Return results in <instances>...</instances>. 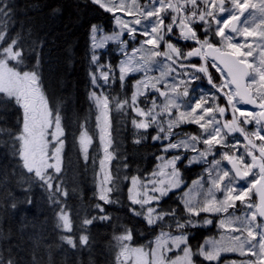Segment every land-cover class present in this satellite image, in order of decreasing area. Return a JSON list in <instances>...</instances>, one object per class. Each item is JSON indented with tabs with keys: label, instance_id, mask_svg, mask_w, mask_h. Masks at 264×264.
Wrapping results in <instances>:
<instances>
[{
	"label": "snow or ice",
	"instance_id": "1",
	"mask_svg": "<svg viewBox=\"0 0 264 264\" xmlns=\"http://www.w3.org/2000/svg\"><path fill=\"white\" fill-rule=\"evenodd\" d=\"M91 3L112 13L120 29L98 40L96 33L99 29L97 25H92L91 62L99 71V76L95 71L89 73L92 85L101 88L110 86L118 78L123 87L129 74H146L144 79L134 85L135 91L130 100L105 92L99 95L95 91L89 93V99L99 111L96 120L104 153L100 160L104 175L98 186V200L104 204L119 202L111 196L117 186L113 184V176L108 169L114 158L113 152L109 150L113 143L110 117L113 105L114 110L119 112H123L126 106L131 107L136 116L142 118L131 121L137 130L146 132L153 125H158L159 133L165 135L153 136V140L170 139L173 128L182 123L198 125L201 129L199 135L189 134L187 139L170 142L164 151L180 148L190 150L198 155L191 157L189 164L209 165L205 169L207 179L202 176L193 181V187L183 194L181 202L184 211L189 214L185 220L177 217L174 208L164 210L158 207L170 191L183 183L176 167L181 156L175 155L166 161L163 157H158L164 162L159 166V171L152 172L151 176L162 177L161 179L144 182L137 176L131 177L132 187L128 189L129 211L134 216L141 217L148 226L160 227L161 232L150 242V246H133V231L125 228L122 233L113 237L118 249L115 264H201V260L195 257H200L208 264H264V0H91ZM12 11L10 0H0V110L7 111L16 107L19 110L16 120L19 127L15 129L0 125V139L6 145L11 144L12 156L18 159L19 167L34 174L46 186L49 201L53 205H61L63 202L60 197L66 200L69 192L62 180L54 187V180L62 172L65 145L62 138L65 136V128L59 110L49 106V98L39 71V53H36L35 63L29 67L28 57L20 43V34L11 35ZM117 12L132 19L124 20L116 15ZM196 25L200 27L197 28ZM201 31L204 33L203 38L199 35ZM125 32L133 41L137 35L145 38L139 42L140 47L132 49L131 55L126 51L128 41L121 39ZM172 36H176L178 40L192 41L196 47L185 52L178 44L173 43ZM108 41L120 44L127 57L119 64L118 77L110 75L111 65L101 64L95 51L103 48ZM161 45L166 50H162ZM29 50L36 52L34 47ZM156 57H163V60L155 61ZM192 57H199L203 63H182L190 61ZM209 57L211 67L220 74V83L214 82L209 72ZM153 63L157 64L160 71L158 77L147 76ZM105 67L108 71L103 70ZM177 68H191L196 73H203L208 84L225 97L228 107L215 103L217 96L204 94L193 98L181 110L182 102L179 98L188 97V85L201 77L187 71L177 72ZM173 72H177L178 76L189 77L187 81L180 80V85H184L182 90L177 84L169 82L168 77ZM172 79L174 81L175 77ZM100 80L104 82L103 85ZM157 85H163V90ZM149 87L165 100L162 105H158L153 98L152 106L142 109L138 105V97L144 95V90ZM238 105H251L256 110L251 111ZM229 108L231 119H224ZM165 115L169 117L167 128L159 119ZM247 125L254 126L248 128ZM235 133L243 137V144L238 140H229ZM143 138L134 142L138 144ZM78 142L87 161L93 138L84 130L80 132ZM198 144H203L205 148H198ZM217 146L226 150L218 153ZM241 147L244 149L243 153L237 154ZM209 156L214 159L209 161ZM217 156L219 158H215ZM222 161H227L231 167L223 166ZM49 169H53L56 176ZM205 183L210 185L206 190ZM149 184L151 188L148 187ZM217 193L221 195L218 196ZM253 194L257 197L256 201L252 199ZM198 196L202 198L197 199ZM31 202L30 198L26 201L29 205ZM237 202L247 211H242L240 215L230 212L229 209L240 211ZM131 205H139V208ZM11 207L16 209L17 204L12 202ZM95 208L104 214L91 217L86 215L80 222L81 234L78 237L62 235L60 240L74 250L89 247L88 226L95 220L111 219L100 203ZM201 213L225 214L219 221V227L225 230V234L218 240L207 239L193 250L187 233L182 230L188 226L196 227L200 223H213L207 218L202 221L192 219L199 217ZM165 217L173 218L175 229L180 230L179 235L162 230L163 224L160 222H164ZM56 219L58 229L73 233V221L66 206L56 210ZM173 224L168 227H173ZM174 251L177 254L170 256L169 253ZM5 252L9 255L6 256ZM10 252V248H0V264H16ZM228 253H235L245 259L222 261L221 257ZM33 260L35 262V256Z\"/></svg>",
	"mask_w": 264,
	"mask_h": 264
},
{
	"label": "trees",
	"instance_id": "2",
	"mask_svg": "<svg viewBox=\"0 0 264 264\" xmlns=\"http://www.w3.org/2000/svg\"><path fill=\"white\" fill-rule=\"evenodd\" d=\"M10 3L13 6L11 35L20 34L29 67L35 63L36 53H39V71L49 106L58 109L62 117L65 128L62 172L54 180V187L62 180L69 196L66 200L61 196L63 203L53 205L48 199L46 186L34 174L19 167L18 159L12 156L11 144L6 145L0 139V248H10L16 264H115L118 250L113 238L115 235L130 228L133 231V246H150L161 231L160 227L148 226L141 217L129 211L127 194L131 177L146 179L153 172L161 148L157 142H152L151 132H136L131 122L135 116L130 107L126 106L123 112H119L114 110L113 105L110 113L113 143L110 151L114 158L110 162V171L117 190L111 196L119 202L104 204L98 200L96 173L99 152L95 110L89 100L92 89L89 34L92 25H97L103 32H113V14L105 12L91 0H10ZM33 47L36 52L29 50ZM98 56L101 64L110 59L112 75L118 77L116 64L120 54L116 47L110 44ZM136 78V75L127 76L125 92H117L116 89L121 87L117 78L108 94L120 99L128 98ZM104 91L107 93L108 90ZM18 115L19 110L14 106L7 111L0 110L3 117L0 125L18 129ZM84 130L93 138L87 161L83 159L78 142L79 134ZM187 130L190 131L189 128ZM141 137L144 138L140 143L134 142ZM181 176L186 182L190 180L186 174ZM179 192H170L158 207L164 210L174 208L177 217L185 220L188 215L179 203ZM29 198L32 201L30 205L26 203ZM12 202L17 204L16 209L11 207ZM97 203L105 208L111 219L95 220L88 226L90 246L74 250L63 243L60 240L62 235L78 237L81 234L80 222L86 215L104 214L95 208ZM62 206H66L73 221V233L62 232L56 227V210ZM165 228L163 225L162 230ZM184 230L193 250L206 237H215L219 233L215 218L209 228L189 226ZM5 255L9 253L5 252ZM195 259L201 260V264H208L200 257Z\"/></svg>",
	"mask_w": 264,
	"mask_h": 264
},
{
	"label": "rangeland",
	"instance_id": "3",
	"mask_svg": "<svg viewBox=\"0 0 264 264\" xmlns=\"http://www.w3.org/2000/svg\"><path fill=\"white\" fill-rule=\"evenodd\" d=\"M254 2H258V0H254ZM116 15H119V16H121V18L122 19H124V20H130L131 19V17H129V18H125V16L122 14V13H120V12H117L116 13ZM113 25H114V31L113 32H111V33H106V32H103L102 30H100L99 29V31L96 33V36H97V39L99 40V39H101V38H103L104 36H110V35H112V33H114V32H118V31H120V29H119V27L116 25V23H115V20H114V18H113ZM121 39L122 40H126V41H128V44H127V48H126V51H127V53H128V55H131V52H132V49L134 48V47H140V41L141 40H143V39H145L144 37H141V36H137L136 37V40L135 41H133V40H131L129 37H128V35H127V33L125 32V34L121 37ZM89 45H90V50H91V55H92V52H93V49H92V47H91V45H92V33H91V31H90V34H89ZM110 44H112V46H117V52H119V54H120V57H119V60H118V63L116 64V66H117V69H118V76H119V64H120V62L122 61V60H125V59H127V57L125 56V54H124V50H122V48H121V45L120 44H118L117 42H115V41H108L106 44H105V46L103 47V48H98V49H95V51H96V53H97V55L99 54V52L100 51H103V50H105L106 49V47L108 46V45H110ZM133 47V48H132ZM145 47H149V46H145ZM155 61H161V58H159V57H156L155 58ZM90 72H92V71H95L96 72V74H97V76H99V71L96 69V65L95 64H93L92 62H91V57H90ZM110 59H109V61L107 60V61H105L104 62V65H110ZM92 67H93V70H92ZM151 69L152 70H150V71H148L147 72V76H149V77H158L159 75H160V71H159V69H158V67H157V64L156 63H153L152 65H151ZM104 71H108V68L107 67H105L104 69H103ZM90 75V74H89ZM110 75H112V72L110 73ZM129 75H136L137 76V78H136V80L132 83V85H131V89H132V91L130 90V96L128 97V99L130 100V98H131V95H132V93H133V91H135V87H134V85L136 84V82L137 81H139V80H141V79H144L145 78V72H135V73H131V74H129ZM127 78V77H126ZM168 80H169V82L170 83H175V84H177L180 88H181V86L182 85H180V81L179 80H177V79H175L174 81H173V79L171 78L170 79V77H168ZM90 82H91V77H90ZM124 82H126V79H125V81ZM92 84V83H91ZM100 84L101 85H103L104 84V82L102 81V80H100ZM111 85H112V83H111ZM111 85L110 86H108V85H105L104 87H94L93 85H92V89H91V91L90 92H92V91H95L98 95L101 93V92H105L104 90H108L107 91V94L111 91ZM124 85H125V83H124ZM159 86H161L162 87V90H163V85H159ZM103 88H104V90H103ZM116 90H118V91H120V92H125V87L123 86V87H118ZM154 92V90L153 89H151L150 87L148 88V89H145L144 90V95H141V96H139L138 97V105H139V107H142V105H143V102L146 100L145 99V95L146 94H148V93H153ZM106 93V92H105ZM155 99L156 100V103L158 104V105H162L163 104V102H164V100L163 101H161V99L158 97V95L157 94H155L151 99H150V101H148L147 103H146V106H145V108H142V109H148V108H150L151 106H152V99ZM193 99V97H191L188 101H186V100H182L181 102H182V109L181 110H183V108H184V106L189 102V101H191ZM90 100V99H89ZM90 102L92 103V105H93V107H94V110H95V134H96V137H97V147H98V152H99V156H98V160H99V163H98V168H97V173H96V196L98 197V186H99V184H100V181L103 179V172L101 171V167H100V160L103 158V156H104V153H103V150H102V146H101V144H100V140H99V135H100V133H99V128L97 127V120H96V117H97V115L99 114V111H98V109L95 107V105H94V102L92 101V100H90ZM130 109L132 110V108L130 107ZM133 111V110H132ZM133 114H134V116H135V118L134 119H137V120H140V119H142L141 117H138V116H136V113L133 111ZM173 114L175 115V109H173ZM160 120H162L163 122H164V124H163V126L165 127V128H167V120L169 119V117H167L166 115L165 116H162V117H160L159 118ZM185 126H188V123H182V124H180V126L179 127H175V128H173V135L170 137V139H166V140H153V141H155V142H158V143H160L161 144V150H162V152H161V154L158 156V157H163L164 158V161H166V160H168V159H171L173 156H175V155H179V156H181V159L179 160V161H177L176 162V167H177V169H178V166L179 165H182V166H184V167H191L192 165L193 166H195V165H199V166H201L202 167V169H201V175L197 178V179H199L200 177H205V179H207V172L205 171V169L206 168H208L209 167V165L208 164H205V163H191V164H189V159L191 158V157H193V156H197L198 154L196 153V152H192V151H190V150H185V149H183V148H180V149H170V150H168V151H164V148H165V146L167 145V144H169L170 142H173V143H175V142H179L180 140H182V139H187L188 138V135L189 134H191V133H189L187 130L185 131V130H183V128L182 127H185ZM195 126H197V128H198V134L197 133H194V134H191V135H199L200 133H201V129L199 128V126L198 125H195ZM134 127V126H133ZM134 129L136 130V132L138 133H143V132H145L144 130H137L135 127H134ZM151 129H155L154 131V133H153V131L151 130ZM149 133V132H151V138L153 137V136H156V135H161V136H164L165 135V133H159V126L158 125H153L152 127H150L145 133ZM146 135V134H145ZM146 137V136H145ZM197 147L198 148H200V149H203V148H205V146L203 145V144H198L197 145ZM218 147V146H217ZM51 148H52V145H50V150H51ZM90 148V147H89ZM110 150V149H109ZM216 150H217V148H216ZM89 151V150H88ZM81 154H82V156H83V153L81 152ZM158 157H157V162L155 163V167H154V170H153V172L154 171H159V166H161L162 165V163L164 162V161H162L161 159H158ZM183 157H185L187 160H185V159H183ZM215 158H219V157H215ZM83 159H84V156H83ZM212 159H214V157L213 156H209L208 157V160L209 161H211ZM222 165H223V161H222ZM108 169L110 170V163H109V165H108ZM179 170V169H178ZM49 172H53L54 173V170L53 169H49L48 170ZM166 171H168V170H166ZM180 172V171H179ZM162 177H152L151 176V174L146 178V179H141L142 181H144V182H147L148 180H151V179H161ZM180 179H181V174H180ZM197 179H195V180H197ZM182 180V179H181ZM194 180V181H195ZM183 182V181H182ZM183 186V183L181 184V186L179 187V188H176V189H173L172 191H177V190H179L181 187ZM132 187V185H131V179H130V181H129V185H128V189L129 188H131ZM148 187L149 188H151V184H149L148 185ZM193 187V181L180 193V202L182 201V198H183V194H184V192H186V191H188L190 188H192ZM207 187H210V185L209 184H207V183H205V190L207 189ZM172 191H170V192H172ZM203 191V190H202ZM169 192V193H170ZM127 194H128V196H129V191L127 190ZM217 195L219 196V195H221V194H218L217 193ZM202 198V196H198L197 197V199H201ZM129 200V199H128ZM254 200V199H253ZM103 202V201H102ZM130 202V201H129ZM181 204H182V206L184 207V205H183V203L181 202ZM237 205L239 206V202H237ZM132 207H135V208H139V205H132ZM240 207V211H237V210H235V209H229V211L230 212H235L237 215H240L241 214V212L242 211H247V209H244V208H242V206H239ZM184 209V208H183ZM186 214H188L187 212H185ZM189 215V214H188ZM224 215L225 214H212V213H201L200 214V216L199 217H192V219L193 220H197V221H202L204 218H207V219H211L212 221H213V218H215L216 219V230L219 232V234L217 235V236H215V237H211V236H209V237H206L205 238V240H203V242L201 243V244H204V242L207 240V239H216V240H218L219 238H220V236L222 235V234H225V230L224 229H221L220 227H219V221H220V219H222L223 217H224ZM165 218H167V219H165V221L164 222H160L161 224H163L164 225V227H166L163 231H165V232H172V234L173 235H179L180 234V230H177V229H175V227H174V224H173V218L172 217H165ZM169 224H173V227H171V228H169L168 227V225ZM197 226H200V227H204V228H206V227H211L212 226V224H210V225H204V224H202V223H200V224H198ZM189 227V226H188ZM182 231H184L185 233H186V231L183 229ZM161 232V231H160ZM160 232L157 234V235H159L160 234ZM156 235V236H157ZM155 236V237H156ZM155 237H154V239H155ZM189 237V236H188ZM153 239V240H154ZM200 244V245H201ZM183 247V246H182ZM178 251V250H177ZM177 251H174V252H172V253H169V255L170 256H174V255H176L177 254ZM227 257V258H226ZM222 258H226L225 260H233V259H235V260H240V259H245L244 257H240V256H238L237 254H235V253H228V254H224L222 257H221V259Z\"/></svg>",
	"mask_w": 264,
	"mask_h": 264
},
{
	"label": "flooded vegetation",
	"instance_id": "4",
	"mask_svg": "<svg viewBox=\"0 0 264 264\" xmlns=\"http://www.w3.org/2000/svg\"><path fill=\"white\" fill-rule=\"evenodd\" d=\"M125 18H129V17H125ZM131 19H132V17H131ZM196 27L199 28L200 25H196ZM199 35L201 36V38H203L204 33L201 31V32H199ZM137 36H139V35H137ZM171 39H172L173 43L178 44V45L181 47V49H182L183 51H185V52L188 51V50H190V49L193 48V47H196V45H195L194 42H192V41L178 40L176 36H172ZM217 39H218V38H217ZM132 48H133V47H132ZM161 49H162V50H166V49H164V46H163V45H161ZM159 58H161V60H163V57H159ZM182 63H192V64H197V65H199V64L203 63V61H201L199 57H192L190 61H182ZM208 64H209V72L211 73L214 82H216V83H220V82H221L220 74H219L214 68L211 67V58H210V57L208 58ZM184 71H187V72H189V73H193L194 75L200 76L201 79L196 80V81H194L193 83H191V84L188 85L189 96H188V97H180V98H179L180 101H182V100H186V101H188L191 97H193V98H199V96H201V95L208 94V95H215V96L218 97V99L215 101V103H218V104H220L221 106H224V107H226V108L228 107V106H227V100L225 99V97H224L221 93L217 92L215 88H213L211 85L208 84V82H207V78L203 76V73H196L195 70H194V69H191V68H188V69L177 68V72L183 73ZM177 72H173V73H171V75L169 76L170 79H171L172 77H175V79H177V80H179V81H180L181 79H183V80H185V81H187V80L189 79L188 76H182V75L178 76V75H177ZM135 80H136V79H135ZM157 86L160 87V88L162 89L161 86H159V85H157ZM183 87H184V85H182L180 89L182 90ZM194 90H195V91H194ZM225 91H227V89H225ZM117 92H120V91H117ZM155 94L158 95V93L155 92V91H154L153 93H148V94H146V95H145V99H146V100L143 102V105H142L141 108H145L146 103H147L148 101H150V99H151ZM158 97L161 99V101H163V100L165 99L164 97H161V96H159V95H158ZM192 100H193V99H192ZM209 103L211 104L212 101H210ZM205 106H208V105H205ZM238 107L246 108V109L251 110V111H255V110H256V109H254V108H252V107H249V106H247V105H238ZM166 116H167V115H166ZM224 119H228V120L231 119V110H230V108H229L228 111L225 113V117H224ZM241 119H243V118H241ZM195 125H196V124L188 123V126H185V127H182V128H183V130H185V131L189 128L190 131H188V130H187V131H188L189 133H191V134H194V133H197V132H198V128H197V126H195ZM253 126H254V125H247L246 127H248V128H252ZM151 130L153 131V133L155 132V131H154L155 129H151ZM191 131H193V132H191ZM197 134H198V133H197ZM151 140H152V139H151ZM229 140H232V141L238 140V141H240L241 144L244 143L243 137L240 136L239 133H235V134H233V136H230V137H229ZM152 142L155 143V141H153V140H152ZM157 143H158V142H157ZM257 143H259V141H257ZM158 144L160 145V148H161V144H160V143H158ZM225 150H226V149L220 148V147L218 146L216 151L219 153V152H223V151H225ZM227 150H228V151H231V149H227ZM160 151L162 152L161 149H160ZM243 151H244V149H243V147H241V148L239 149V152H238L237 154L243 153ZM161 152H160V154H161ZM160 154H159V155H160ZM159 155H158V156H159ZM217 157H219V156H217ZM183 159L187 160L185 157H183ZM180 166H181V169H180L179 166H178V169H179V171H180V174H186V176L189 177L190 180L187 181V182L183 180V181H184V182H183V186H182L179 190H177V191H180L179 193H181V192H182V191H183V190H184V189H185V188H186V187H187L192 181H194L195 179H197V178L201 175L200 173H201V169H202V167L199 166V165H195V166L192 165L191 167H184V166H182V165H180ZM223 166L228 167V168L231 167L230 165L227 164V161H223ZM240 183H241V184H244V181H241ZM173 192H174V191H173ZM218 194H220V193H218ZM179 197H180V194H179ZM252 199H254L253 201H256V198H255V195H254V194L252 195ZM178 200H179V203H180L181 207L184 208V207L182 206L181 202H180V198H178Z\"/></svg>",
	"mask_w": 264,
	"mask_h": 264
},
{
	"label": "water",
	"instance_id": "5",
	"mask_svg": "<svg viewBox=\"0 0 264 264\" xmlns=\"http://www.w3.org/2000/svg\"><path fill=\"white\" fill-rule=\"evenodd\" d=\"M158 93V92H157ZM158 95H159V93H158ZM160 96V95H159ZM247 106H249V107H252L251 105H247ZM255 195V194H254ZM255 198H256V200H257V197L255 196Z\"/></svg>",
	"mask_w": 264,
	"mask_h": 264
}]
</instances>
